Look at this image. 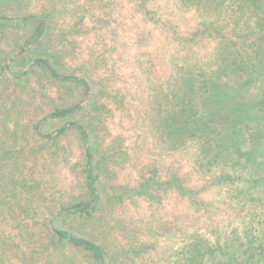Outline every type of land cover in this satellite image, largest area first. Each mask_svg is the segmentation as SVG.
Instances as JSON below:
<instances>
[{"label": "trees", "instance_id": "16d2710c", "mask_svg": "<svg viewBox=\"0 0 264 264\" xmlns=\"http://www.w3.org/2000/svg\"><path fill=\"white\" fill-rule=\"evenodd\" d=\"M263 143L264 0H0V264H264Z\"/></svg>", "mask_w": 264, "mask_h": 264}, {"label": "rangeland", "instance_id": "374dc122", "mask_svg": "<svg viewBox=\"0 0 264 264\" xmlns=\"http://www.w3.org/2000/svg\"><path fill=\"white\" fill-rule=\"evenodd\" d=\"M33 80V85H35L36 88H38L39 91H45L46 90H42L41 84L35 82L34 78H32ZM237 85H233L234 89L236 88ZM52 89V88H51ZM51 89H49V92H51ZM243 91H239L238 92V98L241 99V101H252L253 103L256 102L258 100V94H257V89L253 86H249V87H244L242 89ZM39 95V94H38ZM69 144L71 145V147L73 148L72 154H71V159L67 165V167H63V169H59L56 173H54L53 175L51 174V176H49L48 174V180L49 183L48 185L52 187H59L62 185H72L74 184V182H72V171L70 169V166H72V164H75L76 161L81 160L82 158V153H81V148L77 145V143L73 142V139H70ZM260 156L261 158L264 160V143L262 145V148L260 149ZM138 163L136 161H132L131 163L125 164L123 167H120L117 170V181L121 182V181H125L128 178H133L134 176H136V174L139 172V168L137 169ZM75 181V180H74ZM182 207V204L177 203L176 201H174L173 199H168L164 201V204L162 206V208L160 209V212H158V215L161 218H166L168 216L171 215L172 212H178L180 210V208ZM131 214L135 217V210L131 211ZM156 223V222H155ZM14 264H19V263H14Z\"/></svg>", "mask_w": 264, "mask_h": 264}]
</instances>
